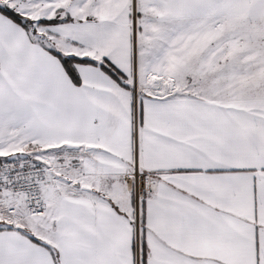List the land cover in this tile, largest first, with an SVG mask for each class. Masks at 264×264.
Segmentation results:
<instances>
[{"label": "snow or ice", "instance_id": "1", "mask_svg": "<svg viewBox=\"0 0 264 264\" xmlns=\"http://www.w3.org/2000/svg\"><path fill=\"white\" fill-rule=\"evenodd\" d=\"M0 264H264V0H0Z\"/></svg>", "mask_w": 264, "mask_h": 264}]
</instances>
